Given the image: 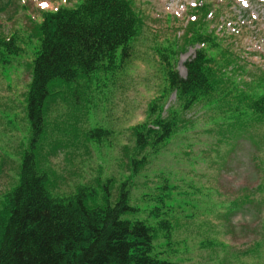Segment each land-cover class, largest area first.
I'll return each mask as SVG.
<instances>
[{
    "label": "rangeland",
    "instance_id": "374dc122",
    "mask_svg": "<svg viewBox=\"0 0 264 264\" xmlns=\"http://www.w3.org/2000/svg\"><path fill=\"white\" fill-rule=\"evenodd\" d=\"M196 1L136 0L145 26L131 44V55L108 78L101 73L64 86L50 102L44 132L34 142L38 160L55 197L86 187L89 206L113 205L124 188L129 204L138 209L122 217L153 225L172 219L169 231H158L154 253L177 264H264V117L249 116L241 128L214 103L184 108L157 51L176 36L182 42ZM210 1L214 14L217 7L220 11L210 27L224 26L233 35L225 45L238 58L239 76L250 83L241 87L252 89L264 78V0ZM76 2L12 0L0 10V30L18 32L28 45V29L43 9ZM37 44L34 40L23 53L0 61V197L17 184L23 153L34 136L26 94ZM198 47L188 46L171 61L182 76ZM152 101L156 113L150 112ZM161 106L163 117L175 110L183 121L159 149H140L132 127L151 123ZM99 128L103 131L93 135ZM133 158L142 162L135 164ZM163 178L172 193L164 214L155 218L151 210L157 201L148 199Z\"/></svg>",
    "mask_w": 264,
    "mask_h": 264
},
{
    "label": "trees",
    "instance_id": "16d2710c",
    "mask_svg": "<svg viewBox=\"0 0 264 264\" xmlns=\"http://www.w3.org/2000/svg\"><path fill=\"white\" fill-rule=\"evenodd\" d=\"M193 9L197 19L185 27L182 42L168 39L158 48L166 65L171 89L177 92L184 108L195 102L214 103L243 127L246 118L264 117V78L250 89L239 76L238 58L228 42L230 34L220 35L211 28L208 14L215 5L207 0ZM11 0L0 4L4 10ZM216 8L215 17L218 16ZM145 20L136 0H78L42 13V21L28 29V45L16 32L7 36L0 31V61L26 51L33 45L34 59L29 63L31 80L26 94L27 115L33 135L24 151L15 186L0 197V264H177L154 253L159 230L169 231L172 219L162 218L156 224L148 220L122 217L128 210L129 194L122 189L115 204L91 207L86 187L64 197H55L47 187L48 174L37 156L38 142L45 127L49 104L61 94L64 86L104 74L105 78L121 68L131 55V44L144 30ZM200 45L193 58L185 62L186 76L172 67L188 46ZM59 88V89H57ZM156 113V102L149 107ZM157 117L132 127L140 149L156 150L170 141L183 121L178 111L169 117ZM97 129L92 134H100ZM142 162L132 159V162ZM137 167V166H136ZM172 191L168 179L158 186L157 201L151 210L155 218L164 214L165 199ZM172 193V192H171Z\"/></svg>",
    "mask_w": 264,
    "mask_h": 264
}]
</instances>
